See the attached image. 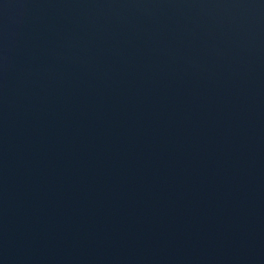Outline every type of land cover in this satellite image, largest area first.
Segmentation results:
<instances>
[{"label": "water", "instance_id": "obj_1", "mask_svg": "<svg viewBox=\"0 0 264 264\" xmlns=\"http://www.w3.org/2000/svg\"><path fill=\"white\" fill-rule=\"evenodd\" d=\"M0 264H264V0H0Z\"/></svg>", "mask_w": 264, "mask_h": 264}]
</instances>
